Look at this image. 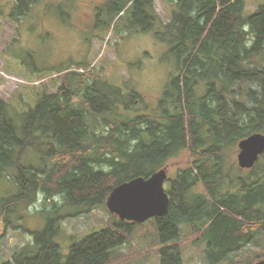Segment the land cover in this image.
Returning <instances> with one entry per match:
<instances>
[{
    "label": "trees",
    "instance_id": "trees-1",
    "mask_svg": "<svg viewBox=\"0 0 264 264\" xmlns=\"http://www.w3.org/2000/svg\"><path fill=\"white\" fill-rule=\"evenodd\" d=\"M39 1L14 0L11 17H26ZM169 1L167 24L153 0L118 1L115 16L129 11L135 32L155 31L176 57L177 73L149 114L120 116L117 106L127 102L118 90L115 97L98 90L101 78L90 72L67 73L57 93L45 92L20 116L0 100V180L16 190L2 213L23 216L40 196H60L64 204L51 207L82 208L75 218L105 207L116 186L184 156L168 191L169 212L154 219L165 246L161 264H185L183 225L203 233L209 264L228 262L264 234V155L251 170L228 159L240 141L264 134V5L246 16V0ZM135 225L118 218L111 228L73 237L64 262L54 220L3 264H110Z\"/></svg>",
    "mask_w": 264,
    "mask_h": 264
},
{
    "label": "rangeland",
    "instance_id": "rangeland-1",
    "mask_svg": "<svg viewBox=\"0 0 264 264\" xmlns=\"http://www.w3.org/2000/svg\"><path fill=\"white\" fill-rule=\"evenodd\" d=\"M118 1L128 0H40L30 14L17 20L11 17L14 0H0V100L20 116L33 110L45 92L57 93L67 73L90 72L101 78L98 90L113 91V97L118 90L117 98L127 102L117 106L120 116L129 112L132 118L149 114L176 75L177 60L155 31L132 29L129 11L120 15L121 20L115 19ZM153 3L161 22L169 23L173 4L169 0ZM263 5L264 0H246L245 15L254 14ZM127 26L130 28L125 29ZM160 28L158 21L156 29ZM198 93L203 95L204 91ZM238 154L237 145L228 155L237 166ZM187 162L180 156L168 164L167 191ZM242 174L246 176L247 172ZM7 183L6 179L0 180V214H4L0 222V264L12 261L18 250L34 242L31 234L43 232L51 221L59 220L60 233L54 243L60 246L65 262L73 242L111 228L118 220L106 206L72 218L82 208L51 207L64 204L60 196L49 200L40 196L23 216L11 210L2 213L3 204L16 193ZM64 217L71 218L63 221ZM10 225L21 229L4 234ZM129 231L110 264H161L160 250L165 246L155 220L135 225ZM202 234L192 226H182L179 245L185 264H209ZM73 237L77 240L73 241ZM262 260L264 234L223 264H257Z\"/></svg>",
    "mask_w": 264,
    "mask_h": 264
},
{
    "label": "water",
    "instance_id": "water-1",
    "mask_svg": "<svg viewBox=\"0 0 264 264\" xmlns=\"http://www.w3.org/2000/svg\"><path fill=\"white\" fill-rule=\"evenodd\" d=\"M238 148L239 168L253 169L264 155V134L256 133L243 139ZM169 169L167 165L148 178L137 177L116 186L106 201L108 211L121 221L134 224L166 216L171 207V197L165 188ZM257 264H264V260Z\"/></svg>",
    "mask_w": 264,
    "mask_h": 264
}]
</instances>
